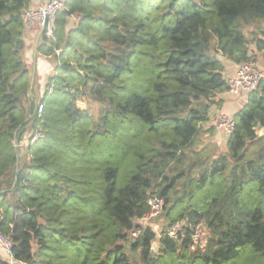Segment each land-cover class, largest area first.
<instances>
[{
    "label": "trees",
    "instance_id": "obj_1",
    "mask_svg": "<svg viewBox=\"0 0 264 264\" xmlns=\"http://www.w3.org/2000/svg\"><path fill=\"white\" fill-rule=\"evenodd\" d=\"M32 3L0 0V236L13 260L264 264V80L226 150L197 149L230 91L223 60L264 66V0H69L38 48L54 65L39 98L23 58ZM151 196L165 202L157 253L138 225ZM200 224L205 248L190 251Z\"/></svg>",
    "mask_w": 264,
    "mask_h": 264
},
{
    "label": "built area",
    "instance_id": "obj_2",
    "mask_svg": "<svg viewBox=\"0 0 264 264\" xmlns=\"http://www.w3.org/2000/svg\"><path fill=\"white\" fill-rule=\"evenodd\" d=\"M69 0H48L43 5L36 9H30L24 13L23 21L25 28H40L41 36H45L51 41H56L55 37V25L57 15L62 11ZM264 80V67L259 66L253 61L244 62L237 65V71L235 77L228 80V85L230 88L229 93L235 96L238 95H249L257 89L260 82ZM53 90H50L52 93ZM44 105L39 104L37 108V114L39 117L43 114ZM214 126L218 131H221L228 137L235 131L236 122L233 116L227 114H219L214 119ZM44 133L39 127L35 130L33 135L26 139L25 144L36 142L39 139L44 138ZM21 145H16L20 147ZM150 207V213L138 221V225L143 226V223L152 221L162 216L165 209V202L162 198L158 196H151L148 201ZM183 230L182 224H175L169 230V236L172 238H177ZM206 233L205 227L200 224L195 233L193 234V244L190 247V251H196L198 247L202 250L205 248V242L202 241L203 234ZM141 234V230L137 229L133 233V237L137 238ZM0 242L3 245L4 251L6 253L7 260L11 264H15L12 255V245L10 241L0 236ZM22 264V263H20Z\"/></svg>",
    "mask_w": 264,
    "mask_h": 264
},
{
    "label": "crops",
    "instance_id": "obj_3",
    "mask_svg": "<svg viewBox=\"0 0 264 264\" xmlns=\"http://www.w3.org/2000/svg\"><path fill=\"white\" fill-rule=\"evenodd\" d=\"M47 1L48 0H33L30 9H36ZM24 41L26 44V49L23 58L32 70L33 81L35 83V91L33 92L35 96L33 98H39L42 97L46 88L47 81L50 75H52V73L54 72V65L52 61L53 59L51 57L42 56L38 53V48L42 43L40 30L36 28H25ZM258 56L261 57L260 54H258ZM223 63L226 67V78L229 80L235 77L237 65L227 60H223ZM222 99L224 100L223 106L221 108H218L217 106L214 107L209 122L204 125L203 133L206 137L209 136L210 128H212L211 126L206 127V125H210L211 118L214 116L216 117L217 115L222 113H227L228 115L234 116L235 114L240 112L246 104L247 96H244L243 94L235 96L233 94L227 93L222 96ZM214 128L215 127L213 123V129Z\"/></svg>",
    "mask_w": 264,
    "mask_h": 264
},
{
    "label": "rangeland",
    "instance_id": "obj_4",
    "mask_svg": "<svg viewBox=\"0 0 264 264\" xmlns=\"http://www.w3.org/2000/svg\"><path fill=\"white\" fill-rule=\"evenodd\" d=\"M36 29L40 30V28H36ZM246 32L249 35V31L247 29H246ZM257 64L259 66H261V67H264L262 65L261 60H260V56H258V62H257ZM34 96L35 95L33 94V97ZM244 96H245V94H244ZM78 107L81 110H86L88 108L87 102L86 101H80L78 103ZM90 111L93 114H96L97 113V107L95 105H93L91 107V110ZM222 114H227V113H222ZM214 119H215V116L211 118L210 125H206V127H208V126H211L212 127V128H210V134H209V136L206 137L204 135V133L200 136V139L198 140L197 149H199V146H200L201 148L203 147L207 152H210L211 151V152H215V153H223V151H225L226 148H227L228 136L225 135L224 133H222L221 131H218L216 128L213 129ZM258 133L261 135L262 130L258 131ZM16 145H18V143H16ZM23 146H25L24 143H22V145L20 147H18V148H21L22 149ZM143 226H149V227H151L155 231V233L157 235V240L154 243V252L157 253L158 250H159L160 237L162 236L163 231L166 230V228H165L166 225H165L164 219L161 216V217H159L157 219H154L152 221L143 223ZM206 240H207V235H206V233H204L203 234V237H202V241L206 243ZM0 256L2 258H4V259L6 257V253L4 251V248H3V245H2L1 242H0ZM6 259H7V257H6Z\"/></svg>",
    "mask_w": 264,
    "mask_h": 264
},
{
    "label": "water",
    "instance_id": "obj_5",
    "mask_svg": "<svg viewBox=\"0 0 264 264\" xmlns=\"http://www.w3.org/2000/svg\"><path fill=\"white\" fill-rule=\"evenodd\" d=\"M261 137H264V129L262 130V133L260 135Z\"/></svg>",
    "mask_w": 264,
    "mask_h": 264
}]
</instances>
